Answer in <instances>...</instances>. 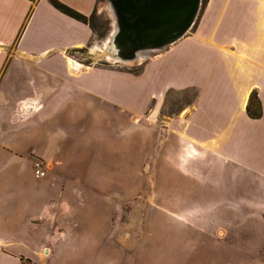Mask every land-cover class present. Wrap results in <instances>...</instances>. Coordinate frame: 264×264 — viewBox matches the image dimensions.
Masks as SVG:
<instances>
[{
	"label": "crops",
	"instance_id": "1",
	"mask_svg": "<svg viewBox=\"0 0 264 264\" xmlns=\"http://www.w3.org/2000/svg\"><path fill=\"white\" fill-rule=\"evenodd\" d=\"M57 1L89 18L98 0ZM93 37L89 24L48 0H0V162L26 154L35 131L42 148L35 160L49 169L50 182L61 175L60 136L66 154L70 146L79 155L83 150L75 134L80 127H65L62 116L72 124L83 120L88 132L98 123L107 130V108L157 124L169 93L191 91L190 103L164 125L169 146L175 144L164 190H199L200 215L168 223V264H264V0L201 4L191 31L149 57L137 74L88 68L70 57L87 50ZM252 92L261 106L256 120L246 113ZM0 204L20 210L7 200ZM63 206L45 199L40 210ZM47 225L31 222L28 244L0 231V264H32L14 245L49 254L66 237L62 230L47 235Z\"/></svg>",
	"mask_w": 264,
	"mask_h": 264
},
{
	"label": "rangeland",
	"instance_id": "2",
	"mask_svg": "<svg viewBox=\"0 0 264 264\" xmlns=\"http://www.w3.org/2000/svg\"><path fill=\"white\" fill-rule=\"evenodd\" d=\"M92 24L95 32L89 48L69 54L88 68L137 74L149 57L161 51L141 52L129 63L117 61L109 49L116 20L107 0L97 1ZM192 96L191 91L169 93L157 124L107 108V130H102L98 123L94 132H88L83 120L72 124L62 116L65 127H80L75 134H80L83 150L79 155L77 147L72 151L70 146L66 154L67 141L60 136L61 175L50 182L46 179L47 172L45 179L34 175L33 161L39 159L42 150L34 131L31 144L23 149L26 154L8 156L9 161L0 162V184L13 181L0 186V202L7 200L16 204V208L20 204V210L0 209L1 234L7 233L14 241L24 239L28 244L30 239L26 237H29L31 222L42 225L47 221L49 236L53 231L62 230L66 238L55 244L49 254L47 248L43 256L14 245L22 256H28L24 261L32 264H168V236L173 234L168 223L200 215L199 190H164L166 157L175 148L174 142L169 146L164 125L190 103ZM84 113V117H89ZM33 124L39 125L38 120ZM88 137L91 138L86 144ZM45 199L55 204L63 202L66 206L58 211L40 210ZM25 203L29 205L23 209ZM39 219L46 221L39 222L42 221ZM177 231L181 233L180 229Z\"/></svg>",
	"mask_w": 264,
	"mask_h": 264
},
{
	"label": "water",
	"instance_id": "3",
	"mask_svg": "<svg viewBox=\"0 0 264 264\" xmlns=\"http://www.w3.org/2000/svg\"><path fill=\"white\" fill-rule=\"evenodd\" d=\"M116 20L110 51L119 62L160 51L183 38L194 25L201 0H107Z\"/></svg>",
	"mask_w": 264,
	"mask_h": 264
},
{
	"label": "trees",
	"instance_id": "4",
	"mask_svg": "<svg viewBox=\"0 0 264 264\" xmlns=\"http://www.w3.org/2000/svg\"><path fill=\"white\" fill-rule=\"evenodd\" d=\"M29 2H33L34 0H28ZM49 3L58 11H60L61 13L65 14L66 16L82 22V23H86L89 24V26L91 27L93 33L95 32V28L92 24V22L95 20V13H93L89 18L83 16L82 14L78 13L77 11L67 7L66 5L60 3L57 0H48ZM208 0H201V4L202 7H204L206 5ZM246 113L248 115V117L250 119H259L261 117V106H260V102L258 99V96L256 94V92H252L248 103H247V107H246Z\"/></svg>",
	"mask_w": 264,
	"mask_h": 264
},
{
	"label": "built area",
	"instance_id": "5",
	"mask_svg": "<svg viewBox=\"0 0 264 264\" xmlns=\"http://www.w3.org/2000/svg\"><path fill=\"white\" fill-rule=\"evenodd\" d=\"M34 175L36 178H44L46 176L45 167L39 160L34 161Z\"/></svg>",
	"mask_w": 264,
	"mask_h": 264
},
{
	"label": "bare ground",
	"instance_id": "6",
	"mask_svg": "<svg viewBox=\"0 0 264 264\" xmlns=\"http://www.w3.org/2000/svg\"><path fill=\"white\" fill-rule=\"evenodd\" d=\"M115 32V31H114ZM114 32H113V34H114ZM111 40V39H110ZM101 49V48H100ZM109 49H110V47H109ZM98 53V52H97ZM73 65V64H72Z\"/></svg>",
	"mask_w": 264,
	"mask_h": 264
}]
</instances>
